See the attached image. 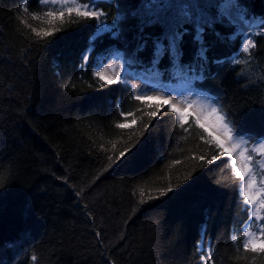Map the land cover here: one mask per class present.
Wrapping results in <instances>:
<instances>
[{
    "label": "trees",
    "instance_id": "trees-1",
    "mask_svg": "<svg viewBox=\"0 0 264 264\" xmlns=\"http://www.w3.org/2000/svg\"><path fill=\"white\" fill-rule=\"evenodd\" d=\"M154 2L172 7L145 8L142 0H95L107 13L109 27L121 12L137 11L139 17L117 20L123 40L105 34L103 42L95 41L85 64L82 55L95 32V19L65 24L41 39L31 28L47 25L28 15L45 10L38 0H0V264H204L201 241L214 264H264V254L237 251L231 241L234 228L248 214L239 181L228 166L230 157L205 163L219 150L199 138L202 129L184 132L169 105L150 124L143 118L147 128L139 120L127 129L115 126L124 122L118 109L141 103L130 99L132 79L141 73L155 84L185 81L171 74L169 57L158 65L168 74L149 75L154 52L149 40L140 63L123 68L130 83L100 87L93 77L95 57L106 59L117 51L123 54L117 57L122 63L134 58L141 17L152 14L174 26L182 20L178 5H201L181 25L187 29L182 62L191 63L197 51L196 25L216 21L204 37L210 45V75L187 88L218 100L239 132L258 140L264 137V80L259 79L264 75V36H255L254 60L247 65L230 61L244 58L240 48L251 35L249 25L264 31L252 22L264 17V0H236L240 8L233 16L223 0H143ZM241 23L247 26L243 32L238 30ZM163 31L159 25L145 28L153 37ZM214 32L238 38L222 43ZM125 148L129 151L117 159ZM193 155H204L205 161L188 158ZM174 160L181 163L172 165ZM169 182L173 191L159 196L156 190Z\"/></svg>",
    "mask_w": 264,
    "mask_h": 264
},
{
    "label": "snow or ice",
    "instance_id": "snow-or-ice-1",
    "mask_svg": "<svg viewBox=\"0 0 264 264\" xmlns=\"http://www.w3.org/2000/svg\"><path fill=\"white\" fill-rule=\"evenodd\" d=\"M38 4L42 5L45 10L41 13H28V15L33 20L40 21L42 25H47V27H40L39 30L31 28L30 25L29 27L41 39L53 36L55 33L61 31L65 24L95 19V32L90 37L88 49L82 55V61L85 64L89 60V53L95 49V41L100 40V42H103V36L105 34H109L112 39L123 40L124 30L122 23L118 25L116 23L117 20L123 22L129 16L133 18L139 17L137 11L121 12L114 19L112 26L109 27L106 23L107 13L98 7L95 0H83V2L82 0H38ZM223 5L233 9L240 8L236 0H223ZM141 6L145 8L157 6L163 8L172 7L170 4L157 5L155 2L152 4H144L143 0ZM178 7L181 8L180 16L182 20L180 24L174 26L167 24L159 16H153L152 14L139 19L137 26L138 34L135 37L138 43L131 52L134 58L120 64V68H125L128 64L140 63L139 54L146 50L148 41L152 40L154 52L149 62L151 66L147 69L149 75L159 78L168 74V69L162 71L158 68L162 58L167 55L171 68L174 69L171 74L184 79L186 85L190 86L195 80H205L208 78L210 69L207 53L210 50V45L206 43L204 37L206 28H213L216 21L206 20L196 25L193 40L198 45V48L193 61L189 64H184L182 62L183 50L181 45L184 35L187 34V29L181 25L188 23L193 16L192 9L201 7V5L186 3L178 5ZM22 11L27 13V7L23 8ZM244 14L246 15V13ZM241 18L243 19V15ZM252 22L264 26V17H253ZM156 25L164 28L161 36L153 37L150 33H145V28ZM246 31L251 32V35L245 36L242 40L240 53L243 54L244 58L231 60L230 62L235 65H247L249 61L254 60L255 53L253 50L257 47L255 36H264V31H259V28L252 30L251 25H249ZM213 34L222 43L234 41L238 38L235 35L225 36L219 32H214ZM115 55L121 58L123 56L121 53H116ZM94 59H96V70L93 72V77L97 79L100 87L116 83L127 84V80L117 71V64L114 60L105 62V57L102 55ZM213 63L221 64L223 61L214 60ZM240 74H243V72ZM259 79L264 80V75L260 76ZM140 88V84H133L130 99H135L141 103L134 109H128L127 111L122 108L118 109L120 116L124 118V122H117L115 126L120 129H127L135 125L139 120L141 126L147 128L148 124L144 123L143 118L147 116L148 123L150 124L152 118L157 117L161 107L163 105H169L168 111L175 114L178 127L183 129L184 132H188L189 128L192 127L202 129L199 138L204 140L206 144L213 145L219 152L218 154H213L211 160L206 161L204 155H199L198 157L193 155L188 158L211 163L218 156L232 157L228 166L232 169L234 177L239 181L241 204L247 211L248 218L240 223L238 229L234 228L231 241L237 247V251L242 249L244 252L264 254V223H262L264 221V159L256 158L257 156L264 158V137L257 140L253 137L242 135L236 128L235 121L231 119L230 114L224 109L223 105L213 98H206L201 101L199 97H197V100H189L187 96H180L173 103L171 94H166L158 90H152L156 92L155 95H150L145 91L138 93L137 90ZM191 90V87H189V91ZM152 100H162V104L157 103L153 105L147 103V101ZM180 105H183V107ZM144 108H154L155 110L144 111ZM193 108H195V111H189V109ZM136 113H140V115L137 116ZM129 116L132 117L130 123L127 122V117ZM189 118L192 119L191 124H189ZM185 125H189V127L186 128ZM204 134H207V136L205 137ZM186 138L185 136L180 137L181 140H185ZM112 147L115 148L116 145L113 144ZM128 151L129 149L125 148L124 151L120 152L117 159L124 157ZM109 160H111V157H109ZM179 163L181 161L174 160L172 165ZM188 175H191V173L189 172ZM258 177L259 180L257 179ZM187 178L188 176H185V179ZM173 187L171 182H169L166 188L157 189L156 191L159 196H165L173 191ZM144 196V190L141 189V202H144ZM148 198L152 199L153 197L149 196ZM201 235L202 237L206 235V226L202 228ZM32 259L35 260L36 257L33 256ZM201 260L204 264H214L213 256L210 254L202 255Z\"/></svg>",
    "mask_w": 264,
    "mask_h": 264
},
{
    "label": "rangeland",
    "instance_id": "rangeland-1",
    "mask_svg": "<svg viewBox=\"0 0 264 264\" xmlns=\"http://www.w3.org/2000/svg\"><path fill=\"white\" fill-rule=\"evenodd\" d=\"M230 15L233 16L235 9L230 8L229 9ZM246 24L245 23H241L238 27L239 32H243L246 29ZM117 52H111L110 57H107L105 59V62L108 61H112L114 60L115 63L117 64V71H119L121 73V76L124 79L130 78L126 72L123 70V68H120L119 65L122 64V62L117 59V56L115 55ZM106 57V56H104ZM96 70V67H95ZM155 79L154 78H150L147 77L144 73L140 74L139 79H132V83L133 84H140L141 88L137 90V92L139 93L140 91H145L148 92L150 95H155L156 92L152 91V90H158L161 92H164L166 94H171L173 97V103L176 102V100L180 97V96H187L189 100H197V97L200 98L201 101L205 100L206 98H208L205 95L202 94H196L193 93L191 91L188 90V85H186L185 81H177L171 84H155ZM152 83V84H151ZM155 101H161L162 100H155ZM181 107H183V105H180ZM189 111H195V108L193 109H189ZM235 155V153H234ZM232 159V157H230V160ZM259 159H264L259 157ZM239 163V160H238ZM199 250L201 251V253H203L202 255H209V251H208V247L205 246L202 241L199 244Z\"/></svg>",
    "mask_w": 264,
    "mask_h": 264
},
{
    "label": "bare ground",
    "instance_id": "bare-ground-1",
    "mask_svg": "<svg viewBox=\"0 0 264 264\" xmlns=\"http://www.w3.org/2000/svg\"><path fill=\"white\" fill-rule=\"evenodd\" d=\"M99 56V55H98ZM178 77V76H177ZM180 77H178V79H179ZM127 83H130V81H127ZM152 84V83H151ZM7 247V246H6Z\"/></svg>",
    "mask_w": 264,
    "mask_h": 264
}]
</instances>
